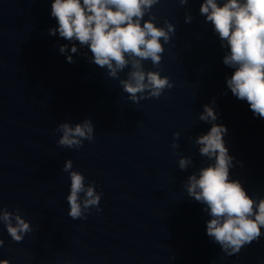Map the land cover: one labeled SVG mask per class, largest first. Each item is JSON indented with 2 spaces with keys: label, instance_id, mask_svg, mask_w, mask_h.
Here are the masks:
<instances>
[{
  "label": "water",
  "instance_id": "obj_1",
  "mask_svg": "<svg viewBox=\"0 0 264 264\" xmlns=\"http://www.w3.org/2000/svg\"><path fill=\"white\" fill-rule=\"evenodd\" d=\"M54 0H0V209H20L33 231L15 242L0 222V260L11 264H264V234L234 255L208 235L210 216L188 196L189 175L211 161L194 140L211 124L199 120L204 105L225 125L230 178L240 180L257 201L264 198V118L228 89L234 69L224 65L221 47L206 17L203 0H160L153 6L157 26L176 31L161 64L144 61L173 82L159 98L135 103L107 68L90 63L87 47L70 53L71 42L49 30ZM191 13V23L185 16ZM150 16L145 15L148 20ZM69 45L74 63L61 54ZM77 46L78 42H77ZM87 53V56L83 55ZM91 118L94 140L79 149L58 145L60 123ZM179 132L178 140L174 133ZM178 143V148H173ZM181 157L193 166L179 169ZM68 159L86 184L102 192L100 211L72 219L67 196ZM83 196V194H81Z\"/></svg>",
  "mask_w": 264,
  "mask_h": 264
},
{
  "label": "clouds",
  "instance_id": "obj_2",
  "mask_svg": "<svg viewBox=\"0 0 264 264\" xmlns=\"http://www.w3.org/2000/svg\"><path fill=\"white\" fill-rule=\"evenodd\" d=\"M160 0H54L51 16L58 27L49 34L59 36L72 46L70 53H78L87 47L89 62L107 68L108 75L118 78L119 73L131 66L127 79L119 82L129 99L135 103L146 98H159L165 89L174 85L169 77L159 71H146L144 61L151 60L158 67L163 59L165 45L175 34L176 27L170 21L157 26L153 6ZM186 6L189 0H179ZM200 15L206 17L221 47L228 49L223 63L234 69L226 78L228 89L239 100L246 101L257 117L264 118V0H203ZM150 18L145 20V15ZM188 13L185 22L191 23ZM77 42L79 47L77 46ZM61 54L68 63H74L69 45H61ZM87 56V53H83ZM215 105V99L212 101ZM212 105H204L199 120L212 126L206 134L195 138L199 153L211 163L193 172L184 183L189 197L204 205L203 211L210 216L206 222L207 235L229 256L239 253L246 245L259 240L264 234V198L258 201L248 194L240 180L230 178L234 166L224 140L228 129L218 124V114ZM62 133L58 145L79 149L85 140H94L95 126L91 118L73 125L60 123L56 129ZM178 140L180 133H174ZM178 148V143H173ZM179 169L186 171L193 166L191 157H181ZM73 161L68 159L63 171L70 173V194L67 196L72 219L86 218L92 208L100 211L103 193L97 192L95 182L86 184L85 176L72 170ZM83 194V196H81ZM0 222L6 225L13 241L22 242L25 234L33 231L30 221L20 214V209L10 212L0 209ZM4 240L0 239V247ZM0 264H11L8 259Z\"/></svg>",
  "mask_w": 264,
  "mask_h": 264
}]
</instances>
